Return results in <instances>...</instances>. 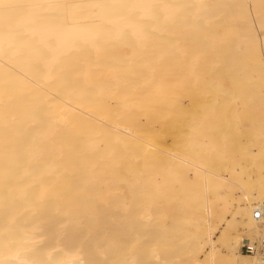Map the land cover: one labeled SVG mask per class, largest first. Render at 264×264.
<instances>
[{
  "label": "bare ground",
  "instance_id": "6f19581e",
  "mask_svg": "<svg viewBox=\"0 0 264 264\" xmlns=\"http://www.w3.org/2000/svg\"><path fill=\"white\" fill-rule=\"evenodd\" d=\"M264 0H0V264H264Z\"/></svg>",
  "mask_w": 264,
  "mask_h": 264
},
{
  "label": "built area",
  "instance_id": "2783aa9c",
  "mask_svg": "<svg viewBox=\"0 0 264 264\" xmlns=\"http://www.w3.org/2000/svg\"><path fill=\"white\" fill-rule=\"evenodd\" d=\"M264 215L262 210H255L253 213L254 219L258 220ZM261 236L254 242L244 243L240 246V252L245 254H255L260 259L264 260V227H262Z\"/></svg>",
  "mask_w": 264,
  "mask_h": 264
},
{
  "label": "rangeland",
  "instance_id": "374dc122",
  "mask_svg": "<svg viewBox=\"0 0 264 264\" xmlns=\"http://www.w3.org/2000/svg\"><path fill=\"white\" fill-rule=\"evenodd\" d=\"M244 243H248V242H244ZM244 243H243V244H244ZM242 254H245V253H242Z\"/></svg>",
  "mask_w": 264,
  "mask_h": 264
}]
</instances>
